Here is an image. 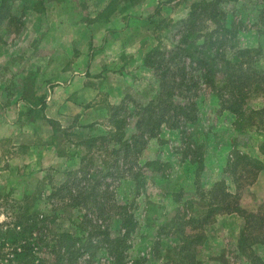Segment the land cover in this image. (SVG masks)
Masks as SVG:
<instances>
[{"label":"rangeland","instance_id":"obj_1","mask_svg":"<svg viewBox=\"0 0 264 264\" xmlns=\"http://www.w3.org/2000/svg\"><path fill=\"white\" fill-rule=\"evenodd\" d=\"M196 1L9 0L12 15L0 24V264H50L55 259L49 252L55 243L53 233L86 240L88 232L81 227L85 210L51 194L90 153L83 142L97 138L93 153L103 172L117 159L116 140L136 133V118L127 124L112 122L113 107L119 105L117 119L123 115L126 120V108L133 112L136 103L145 105L159 95V79L145 59L154 49L173 48L175 33ZM221 7L224 23L239 27L236 44L255 50L250 57L263 73L264 0H238ZM213 27L208 22L205 31ZM64 95H79L84 110L85 105L101 106L106 112L59 114ZM245 95L244 114L237 115L222 105L210 85L202 84L193 95L197 105L193 123L164 126L149 136L137 158L128 162L120 158L122 178H109L110 190L137 224L132 231L124 230L120 221L111 219V238L126 233L124 244L102 243L84 254L79 264H190L181 257L184 238L174 232L173 222L184 214L200 217L220 179L236 192L233 169L228 168L236 152L264 165V128L260 117L250 113L264 107L263 90L257 86ZM46 110L66 129L54 135L50 123L41 118ZM91 121L95 125L87 127ZM193 142L198 145L193 148L197 159L203 161L200 172V165L191 161L193 153L186 156ZM58 151L67 158L77 156V166L53 167L50 163ZM241 182V207L247 212L263 209L264 190L254 182ZM24 212L38 219L42 240L37 228L27 232V239L15 240L10 234L22 230L15 229V221ZM244 224L243 214L217 213L190 246L194 263L250 264L238 248ZM27 241L33 243L35 257L16 259L15 251L21 252ZM253 249L264 259V247Z\"/></svg>","mask_w":264,"mask_h":264},{"label":"trees","instance_id":"obj_2","mask_svg":"<svg viewBox=\"0 0 264 264\" xmlns=\"http://www.w3.org/2000/svg\"><path fill=\"white\" fill-rule=\"evenodd\" d=\"M8 2L9 0H0V24L6 15L8 17L12 15L8 9ZM228 2H238V0H197L191 5L188 17L183 19L177 29L175 35H178V38L174 39L173 48L154 49L148 53L145 62L159 79V95L145 105L136 103L133 112H127L126 108V120L123 115L121 119H117L116 111L119 105L113 107L115 112L110 116V121L118 124L119 121H123L127 124L134 117L136 133L125 140L124 137L116 140L119 147L114 149L113 153L117 159L107 163L106 172L95 163L93 148L97 138L83 142L89 146L90 153L81 158L80 167L69 172V179L52 192L51 198H63L85 210L81 227L88 232V236L82 241L67 232L51 234L55 243L49 247V252L55 259L50 264H79L84 254L91 253L102 243L124 244L126 233L117 240L111 238L110 220L116 218L124 230L131 231L137 222L128 212L127 206L119 205L114 199L115 191L110 190L112 183L108 179L122 178L120 158L126 159L127 162L137 158L149 136L156 135L164 126L178 128L197 119V105L193 95L202 84L210 85L217 92L222 105L224 104L226 109L237 115L244 114L245 94L257 86L262 88L264 98V72L260 73L254 67V59L250 57L255 50L239 47L236 44L239 27L236 23L229 27L224 23L226 14L221 4ZM208 22L214 23V27L205 31ZM229 53L230 56L227 55ZM216 78L220 80L218 84ZM41 106L45 107V103ZM250 113L260 117L259 125L264 128V107ZM41 116L53 127L54 135L59 129L62 131L66 129L46 114L43 113ZM38 117L40 115L37 119ZM94 125L93 122L87 127ZM195 146H198L195 142L189 145L186 156L193 153L191 161L200 165V172L203 169V161L197 159L198 152L193 149H197ZM262 152L264 153V144ZM58 153L63 155L62 152L58 151ZM228 168L233 169L230 173L236 184V192L230 191L225 180L220 179L214 184L212 198L200 217L184 214L173 222L174 232L184 238L181 257L188 259L190 264H195L191 244L197 243L202 236L203 228L217 213L243 214L245 224L241 230L238 248L250 260V264H264V259L257 256L253 249L256 245L264 247V205L263 209L261 206L257 212H247L239 201L244 185L241 181L244 180L247 184L255 182L264 168L263 162L246 153L236 152L229 161ZM130 170L133 172V168ZM1 198L0 195V202ZM15 224V229L22 228L16 234L10 232L15 240L25 239L27 232L34 228L39 230L41 233L39 240H42L43 228L37 227L39 222L33 214L21 213ZM7 231L2 232V235L4 236ZM26 243L23 244L21 252L15 251L16 259L35 257L33 243L30 241ZM123 257L120 251V258Z\"/></svg>","mask_w":264,"mask_h":264},{"label":"crops","instance_id":"obj_3","mask_svg":"<svg viewBox=\"0 0 264 264\" xmlns=\"http://www.w3.org/2000/svg\"><path fill=\"white\" fill-rule=\"evenodd\" d=\"M60 106L57 107V109L59 110V114H62V115H80L82 112H83V104H85V101L82 102V100L79 98V95H64L63 97H60ZM86 109L87 110H84L83 112V115L86 116V115H104V113L106 112L105 108H102L101 106H97V107H94V106H86ZM45 114L50 117V118H53L51 117L49 114H48V110L45 111ZM96 119H94V122H95ZM93 122V121H91ZM48 148L49 147H52V146H47ZM54 148V147H53ZM55 154V157H54V160L51 161L50 164H52L53 167H60V164L65 167V169H70V168H73V167H76L77 164L79 163V158L74 157L73 159L72 158H67V156H61V155H58L56 152L54 153ZM262 156V155H261ZM81 162V161H80ZM254 185H256V188L259 189V190H264V170H262L259 175H258V178L257 180L254 182ZM253 185V186H254Z\"/></svg>","mask_w":264,"mask_h":264}]
</instances>
